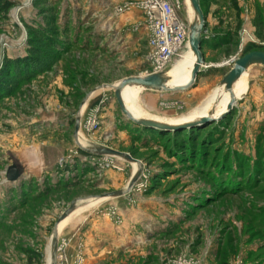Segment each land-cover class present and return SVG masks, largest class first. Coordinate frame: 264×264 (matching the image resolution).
Returning <instances> with one entry per match:
<instances>
[{
	"label": "rangeland",
	"instance_id": "obj_1",
	"mask_svg": "<svg viewBox=\"0 0 264 264\" xmlns=\"http://www.w3.org/2000/svg\"><path fill=\"white\" fill-rule=\"evenodd\" d=\"M10 1L0 16V72L31 47L41 66L25 79L5 76L0 90V264H49L62 214L98 199L58 232L57 264H264V74L250 70L246 94L220 120L175 131L139 126L121 111L113 86L152 71L146 35L133 32L141 20L110 12L107 25L79 0ZM173 1L190 24L187 0ZM200 1L206 40L223 43L213 58L224 64L186 91L141 88L138 104L152 117L177 121L202 109L236 59L264 50V0ZM49 38L69 46L58 51ZM80 111L86 147L139 163L85 152L76 137ZM94 113L101 126L88 131L83 123ZM78 157L87 161L83 171ZM106 158L115 168L96 165ZM12 164L22 173L16 182L6 178ZM135 166L134 187L104 197L126 189Z\"/></svg>",
	"mask_w": 264,
	"mask_h": 264
},
{
	"label": "water",
	"instance_id": "obj_2",
	"mask_svg": "<svg viewBox=\"0 0 264 264\" xmlns=\"http://www.w3.org/2000/svg\"><path fill=\"white\" fill-rule=\"evenodd\" d=\"M191 6L195 12L196 19L189 24V45L191 50L195 55V64L192 69L191 79L190 81L182 86L178 87H167V78L165 76V72H155L148 74L146 76H132L123 79L117 85L113 86L115 90V98L118 102V105L121 108V111L135 124L139 126L155 128L159 130H166V131H175L179 128H192L198 126L203 123H207L214 120H220L221 118L225 117L227 113H229L234 106L236 105L237 101L239 100L233 94V87L234 84L241 78V76L245 73L250 72V68L253 66H263L264 67V50H255L248 52L238 59L235 60L233 66L227 70L223 76L221 84L225 87L226 91L231 92V100L228 104L227 111L218 118L213 117L211 114L203 116L201 118L195 119L187 124L185 123H175L170 124L166 121L162 120H154L150 118H142L137 119L126 107L123 98H122V91L123 89L128 86L129 84L138 85L147 90L153 91H161V92H177V91H186L190 89L196 82L199 75L202 73V68L205 65V57L203 53V41L206 38L205 32L207 30L206 25V17L204 11L201 6L200 0H189ZM84 107V104L81 106ZM79 113L76 119V137L79 135V131L82 126V117L81 112ZM78 145L87 153L96 154V155H107V156H115L118 158L125 159L130 162H137L138 160L133 159L131 156L126 155L122 152L116 151L114 149L104 147V146H96V147H86L79 143L77 138ZM140 173H135L132 177L131 181L129 182L126 189L115 191L104 195V197H116V196H123L127 192H129L139 179ZM6 178L9 182H16L22 178V173L17 164H12L8 167ZM77 207L76 203H72L70 207L62 214L60 217V221L67 218ZM53 255L51 264H57V251H58V230L57 228L54 231L53 236Z\"/></svg>",
	"mask_w": 264,
	"mask_h": 264
},
{
	"label": "built area",
	"instance_id": "obj_3",
	"mask_svg": "<svg viewBox=\"0 0 264 264\" xmlns=\"http://www.w3.org/2000/svg\"><path fill=\"white\" fill-rule=\"evenodd\" d=\"M178 9L179 6L173 0H127L114 8L118 15L140 12L141 21L133 31H143L146 35V61L152 66L151 73L165 72L189 43V24L179 15ZM227 63L230 65L234 60ZM83 126L88 131H97L101 122L94 113L85 120ZM105 161L103 164L96 162V165L115 168L113 159L106 158Z\"/></svg>",
	"mask_w": 264,
	"mask_h": 264
},
{
	"label": "bare ground",
	"instance_id": "obj_4",
	"mask_svg": "<svg viewBox=\"0 0 264 264\" xmlns=\"http://www.w3.org/2000/svg\"><path fill=\"white\" fill-rule=\"evenodd\" d=\"M189 8H190V19L191 22H193L197 17L195 15V12L191 6V3L189 0H187ZM184 53L181 54V57L179 60L175 62V64L169 69V71L166 73L165 71V76L167 78V87H178L187 84L190 79H191V74H192V69L195 64V55L193 51L190 48V45L185 47ZM251 69V68H250ZM142 87L135 85V84H129L126 86L123 91H122V98L123 101L128 108V110L137 118V119H142V118H150L154 120H162L163 119H158L155 118L154 116L148 115L138 104V96H139V90ZM248 90V73H245L241 76V78L234 84L233 87V94L238 98H242ZM231 100V92L226 91L225 87L221 84L219 87L216 88L215 92L211 95L209 98L208 102L204 105V107L200 110H196L193 112L191 115L184 117L181 120L173 121V120H167V123L170 124H175V123H185L188 125L189 122L201 118L203 116H206L208 114H211L213 117L218 118L221 115H223L227 111L228 104ZM215 101V102H214ZM214 105L215 109L211 113V105ZM211 109V110H209ZM80 132V131H79ZM78 141L81 145L87 146L89 143L86 138L83 137L81 133L78 135ZM89 146V145H88ZM33 154H37V152H33ZM136 165V164H135ZM138 165V164H137ZM137 167L135 166V169ZM139 168L135 171V173H138ZM140 175V174H139ZM103 199H98L97 201H82L78 203V207L75 208V211L71 215H69L67 218L62 220L59 225L58 229L61 231L67 223H69L75 215L82 213L85 210H88L92 208L93 206L98 205L101 203ZM82 215V214H81ZM52 252H53V239L51 242L50 246V262L51 264L52 261Z\"/></svg>",
	"mask_w": 264,
	"mask_h": 264
},
{
	"label": "crops",
	"instance_id": "obj_5",
	"mask_svg": "<svg viewBox=\"0 0 264 264\" xmlns=\"http://www.w3.org/2000/svg\"><path fill=\"white\" fill-rule=\"evenodd\" d=\"M63 1L66 2L67 0H63ZM79 1L89 2L90 3L89 7L91 8V10L94 11L92 13L98 14L100 16V18L104 19V23H106L107 25L108 24L110 25V23H112V20L110 19L112 17L109 16L110 12L116 14L114 11L115 6L122 3V2H125L126 0H79ZM74 16H76V14H74ZM128 16L133 17L132 20H130V22H133V23L137 20H139V21L141 20V17H140L141 14L138 11H132V12L128 13ZM206 25H207V22H206ZM112 28H113V26L111 25V27L108 28V31L111 32L113 30ZM121 29H124V27H122ZM121 29H120V31H121ZM117 31H118V29H117ZM133 32L136 34H139L138 31H133ZM133 32L130 34L126 33V35L124 37H121L123 39V44L130 42V40H131L130 38L133 36ZM111 34L114 35V30L111 32ZM122 39H118L117 43H120ZM211 39L212 40H210L208 46L203 50L204 57H205V65L202 68V73L199 75V77L197 79V82L199 81V83L202 82L203 78L205 79V78H211V76H215V75H211V73L220 70L221 63L223 61V60L221 61L219 59L215 60V58H213L216 55V53L219 52V49H220L219 45L220 44L217 43L218 37H213ZM146 45H147V38H146ZM111 47L113 50H115L114 48L116 47V44H114V41L111 43ZM250 70H252L253 72H257L260 75L264 74V71H263L264 67L263 66H254ZM223 76H222V79H223ZM200 89H201V87L199 88V90ZM258 92H259V90H258ZM258 103H259V105H262L264 103V94H263V96H261ZM57 230H58V228H57ZM58 232H60V231L58 230Z\"/></svg>",
	"mask_w": 264,
	"mask_h": 264
},
{
	"label": "trees",
	"instance_id": "obj_6",
	"mask_svg": "<svg viewBox=\"0 0 264 264\" xmlns=\"http://www.w3.org/2000/svg\"><path fill=\"white\" fill-rule=\"evenodd\" d=\"M11 5H12V2L10 0H0V16H1V14H5V12L9 10ZM201 6H202V4H201ZM34 31H35V29H34ZM56 31H57L58 35L61 34V37H63V35H65V32L60 31L58 27H57ZM40 36L42 37V35H40ZM45 37H46L45 38V40H46L48 36H45ZM48 41H49L48 42L49 45L51 47H55L58 51H60V48H61V52L65 51L67 49V46H69L68 40L67 41L63 40L60 43V41L58 39H55L52 41V39L49 38ZM50 41H52V42H50ZM59 44L61 46H59ZM208 44H209V42L205 38L203 41V50L208 46ZM218 44L222 45L223 43H218ZM29 52H30V54H27L24 57H18L17 59L7 60L5 68L3 69V71L0 72V90H2V88H4V85H6L4 82V79H3V78H5V76L16 75L21 79H25L26 77L30 76L31 72L36 71L37 68H39L41 66V64H36V60L33 57H31V56H33L32 52H38V49H32V47H31V50H29ZM13 65H14V69H13ZM78 158H80V157H78ZM80 160L81 161L79 164L85 165L83 167V169H81V171H83L85 169V167H87L86 163H85L87 161H85V160L83 161V159H81V158H80ZM74 163L76 164V161H74L73 164ZM72 171H76V169H72ZM74 174H76V173H74ZM74 174L72 177H69V178H65V179L60 178L59 182L66 183L67 181H69V179H72L76 176ZM226 264H228V262H226Z\"/></svg>",
	"mask_w": 264,
	"mask_h": 264
}]
</instances>
